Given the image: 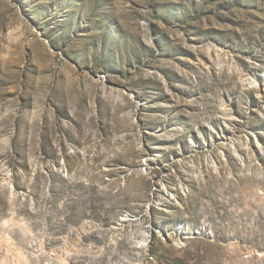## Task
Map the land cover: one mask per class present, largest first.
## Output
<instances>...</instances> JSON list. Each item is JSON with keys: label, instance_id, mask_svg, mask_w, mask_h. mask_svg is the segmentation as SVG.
Instances as JSON below:
<instances>
[{"label": "rangeland", "instance_id": "obj_1", "mask_svg": "<svg viewBox=\"0 0 264 264\" xmlns=\"http://www.w3.org/2000/svg\"><path fill=\"white\" fill-rule=\"evenodd\" d=\"M0 264H264V0H0Z\"/></svg>", "mask_w": 264, "mask_h": 264}]
</instances>
